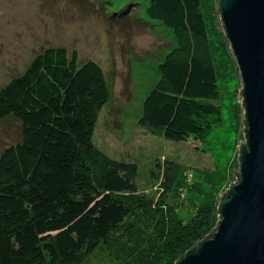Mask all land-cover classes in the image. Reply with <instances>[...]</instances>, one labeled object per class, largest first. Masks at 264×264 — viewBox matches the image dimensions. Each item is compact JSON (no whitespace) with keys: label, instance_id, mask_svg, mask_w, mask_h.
Returning <instances> with one entry per match:
<instances>
[{"label":"trees","instance_id":"16d2710c","mask_svg":"<svg viewBox=\"0 0 264 264\" xmlns=\"http://www.w3.org/2000/svg\"><path fill=\"white\" fill-rule=\"evenodd\" d=\"M147 14L186 33L195 49L160 63L162 83L146 96L139 123L199 142L214 165L155 163L149 180L158 194L140 190L138 163L112 158L93 140L113 98L104 68L50 46L0 89V122L22 126L21 140L0 154V264L81 263L102 243L117 258L175 264L216 229L246 143L242 80L218 0H150ZM173 198L188 204L190 218Z\"/></svg>","mask_w":264,"mask_h":264},{"label":"rangeland","instance_id":"374dc122","mask_svg":"<svg viewBox=\"0 0 264 264\" xmlns=\"http://www.w3.org/2000/svg\"><path fill=\"white\" fill-rule=\"evenodd\" d=\"M149 4L150 0H0V89L50 46L77 50L81 62H99L113 98L101 111L93 140L112 158L138 163L136 181L152 196L158 194L149 180L155 163L208 167L214 159L199 142H176L139 123L146 96L162 83L160 63L170 54L180 57L195 49L186 33L149 17ZM21 138L18 120L9 117L0 122V154ZM173 199L178 215L190 218L188 204ZM139 263L137 255L117 258L102 243L75 264Z\"/></svg>","mask_w":264,"mask_h":264},{"label":"water","instance_id":"95a60500","mask_svg":"<svg viewBox=\"0 0 264 264\" xmlns=\"http://www.w3.org/2000/svg\"><path fill=\"white\" fill-rule=\"evenodd\" d=\"M218 7L242 80L246 143L216 229L175 264H264V0Z\"/></svg>","mask_w":264,"mask_h":264}]
</instances>
